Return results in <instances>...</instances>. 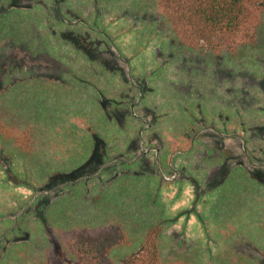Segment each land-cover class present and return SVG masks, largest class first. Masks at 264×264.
<instances>
[{"label":"rangeland","instance_id":"374dc122","mask_svg":"<svg viewBox=\"0 0 264 264\" xmlns=\"http://www.w3.org/2000/svg\"><path fill=\"white\" fill-rule=\"evenodd\" d=\"M246 32L216 55L154 0H0V264H62L115 225L158 228L164 258L264 264V0Z\"/></svg>","mask_w":264,"mask_h":264},{"label":"trees","instance_id":"16d2710c","mask_svg":"<svg viewBox=\"0 0 264 264\" xmlns=\"http://www.w3.org/2000/svg\"><path fill=\"white\" fill-rule=\"evenodd\" d=\"M154 1L173 37L191 51L236 55L241 44H252L256 38L255 33L245 34L254 0ZM2 127L0 116V132ZM87 231L66 243L62 264H194L181 255L164 258L158 228L142 235L140 245L122 225Z\"/></svg>","mask_w":264,"mask_h":264}]
</instances>
